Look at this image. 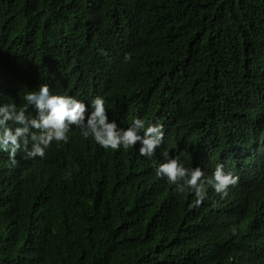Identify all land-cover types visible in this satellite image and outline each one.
Instances as JSON below:
<instances>
[{
  "label": "trees",
  "instance_id": "trees-1",
  "mask_svg": "<svg viewBox=\"0 0 264 264\" xmlns=\"http://www.w3.org/2000/svg\"><path fill=\"white\" fill-rule=\"evenodd\" d=\"M42 84L164 144L73 128L43 160L0 153V264H264V0H0V104ZM163 149L239 184L196 206L156 175Z\"/></svg>",
  "mask_w": 264,
  "mask_h": 264
},
{
  "label": "clouds",
  "instance_id": "clouds-1",
  "mask_svg": "<svg viewBox=\"0 0 264 264\" xmlns=\"http://www.w3.org/2000/svg\"><path fill=\"white\" fill-rule=\"evenodd\" d=\"M23 101L20 107L15 102L0 104V153L7 154L9 167L17 166L18 154L43 160L53 144L69 142L73 128L106 151H138L148 160L164 144V126L159 122L146 126L145 120L135 118L130 127L121 128L110 121L102 96L86 104L74 95H54L49 85L42 84L38 90L27 89ZM161 156L164 162L156 175L172 185L175 193H191L196 206L207 199L209 189L225 199L239 184V176L226 172L223 165L206 174L200 167H186L166 149Z\"/></svg>",
  "mask_w": 264,
  "mask_h": 264
}]
</instances>
